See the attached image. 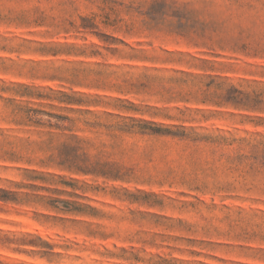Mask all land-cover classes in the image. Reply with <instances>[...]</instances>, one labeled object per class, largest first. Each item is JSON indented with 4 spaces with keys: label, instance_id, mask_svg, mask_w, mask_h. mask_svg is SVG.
<instances>
[{
    "label": "rangeland",
    "instance_id": "374dc122",
    "mask_svg": "<svg viewBox=\"0 0 264 264\" xmlns=\"http://www.w3.org/2000/svg\"><path fill=\"white\" fill-rule=\"evenodd\" d=\"M0 264H264V0H0Z\"/></svg>",
    "mask_w": 264,
    "mask_h": 264
},
{
    "label": "trees",
    "instance_id": "16d2710c",
    "mask_svg": "<svg viewBox=\"0 0 264 264\" xmlns=\"http://www.w3.org/2000/svg\"><path fill=\"white\" fill-rule=\"evenodd\" d=\"M0 199H7L6 196L0 195Z\"/></svg>",
    "mask_w": 264,
    "mask_h": 264
}]
</instances>
